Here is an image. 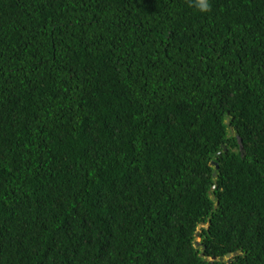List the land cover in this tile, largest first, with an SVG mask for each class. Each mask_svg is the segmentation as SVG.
Instances as JSON below:
<instances>
[{
  "label": "trees",
  "instance_id": "trees-1",
  "mask_svg": "<svg viewBox=\"0 0 264 264\" xmlns=\"http://www.w3.org/2000/svg\"><path fill=\"white\" fill-rule=\"evenodd\" d=\"M209 4L0 0V264H264V0Z\"/></svg>",
  "mask_w": 264,
  "mask_h": 264
},
{
  "label": "clouds",
  "instance_id": "clouds-1",
  "mask_svg": "<svg viewBox=\"0 0 264 264\" xmlns=\"http://www.w3.org/2000/svg\"><path fill=\"white\" fill-rule=\"evenodd\" d=\"M196 7L201 12H208V11H210L209 0H196Z\"/></svg>",
  "mask_w": 264,
  "mask_h": 264
},
{
  "label": "water",
  "instance_id": "water-1",
  "mask_svg": "<svg viewBox=\"0 0 264 264\" xmlns=\"http://www.w3.org/2000/svg\"><path fill=\"white\" fill-rule=\"evenodd\" d=\"M213 163H214V166H216V163L214 161H213ZM212 174H214V172H212ZM196 234H197V231L194 232V235H196ZM232 253H236V251H232L231 253L230 252H225L223 255H219V256L211 255V256H209V259H219V260L225 259V260L228 261L229 260V256Z\"/></svg>",
  "mask_w": 264,
  "mask_h": 264
},
{
  "label": "rangeland",
  "instance_id": "rangeland-1",
  "mask_svg": "<svg viewBox=\"0 0 264 264\" xmlns=\"http://www.w3.org/2000/svg\"><path fill=\"white\" fill-rule=\"evenodd\" d=\"M195 239H197V236L195 237Z\"/></svg>",
  "mask_w": 264,
  "mask_h": 264
}]
</instances>
